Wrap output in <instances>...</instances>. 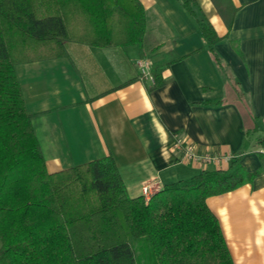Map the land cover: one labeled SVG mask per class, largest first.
Masks as SVG:
<instances>
[{"label":"crops","instance_id":"0c3cea01","mask_svg":"<svg viewBox=\"0 0 264 264\" xmlns=\"http://www.w3.org/2000/svg\"><path fill=\"white\" fill-rule=\"evenodd\" d=\"M139 1L147 23L141 48L67 42L66 54L41 53L16 65L47 170L111 155L137 198L145 183L158 191L203 171L227 170L241 158L247 171L261 174L207 204L234 264H264V147L246 138L264 118V0H232L237 12L230 30L211 0H196L221 38L215 50L230 82L179 2ZM168 53L178 60L163 73L164 86L153 89L144 68ZM248 111L258 122L246 118ZM178 142L218 160L189 161Z\"/></svg>","mask_w":264,"mask_h":264},{"label":"trees","instance_id":"16d2710c","mask_svg":"<svg viewBox=\"0 0 264 264\" xmlns=\"http://www.w3.org/2000/svg\"><path fill=\"white\" fill-rule=\"evenodd\" d=\"M176 1L230 82L215 50L221 38L199 4ZM211 1L230 30L232 0ZM146 28L139 0H0V264H234L207 200L261 174L247 171L241 158L227 170L168 184L149 200L130 197L111 155L47 170L16 65L41 53L66 54L67 42L141 48ZM177 60L168 53L151 65L153 89L164 86L163 73ZM246 118L258 122L249 111ZM253 136L264 147V118L247 129L246 138Z\"/></svg>","mask_w":264,"mask_h":264},{"label":"built area","instance_id":"2783aa9c","mask_svg":"<svg viewBox=\"0 0 264 264\" xmlns=\"http://www.w3.org/2000/svg\"><path fill=\"white\" fill-rule=\"evenodd\" d=\"M176 149L181 150L184 153L185 158L189 161H199L206 164L211 161L218 160V158L216 157L198 156L197 154H195L194 149L192 147H184L181 142L177 143ZM261 153L264 155V149L261 150ZM141 191L144 198L146 200H149L152 195L156 192V188L150 183H145L143 184Z\"/></svg>","mask_w":264,"mask_h":264},{"label":"rangeland","instance_id":"374dc122","mask_svg":"<svg viewBox=\"0 0 264 264\" xmlns=\"http://www.w3.org/2000/svg\"><path fill=\"white\" fill-rule=\"evenodd\" d=\"M147 72H150V69H151V65H149V64H146V67L144 68ZM181 151V150H180ZM192 162H194V161H192ZM139 255L140 254H142L143 255V252H139L138 253Z\"/></svg>","mask_w":264,"mask_h":264}]
</instances>
